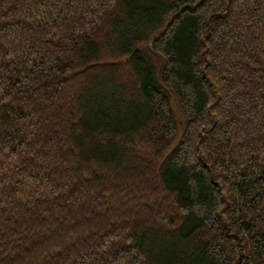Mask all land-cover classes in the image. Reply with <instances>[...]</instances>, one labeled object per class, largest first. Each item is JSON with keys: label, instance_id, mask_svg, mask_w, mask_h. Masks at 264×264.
Returning <instances> with one entry per match:
<instances>
[{"label": "trees", "instance_id": "16d2710c", "mask_svg": "<svg viewBox=\"0 0 264 264\" xmlns=\"http://www.w3.org/2000/svg\"><path fill=\"white\" fill-rule=\"evenodd\" d=\"M0 264H264V0H0Z\"/></svg>", "mask_w": 264, "mask_h": 264}]
</instances>
